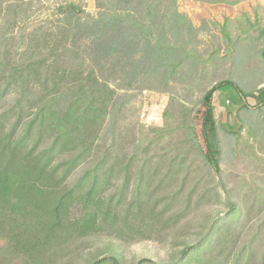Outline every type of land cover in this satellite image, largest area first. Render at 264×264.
<instances>
[{
  "label": "trees",
  "instance_id": "trees-1",
  "mask_svg": "<svg viewBox=\"0 0 264 264\" xmlns=\"http://www.w3.org/2000/svg\"><path fill=\"white\" fill-rule=\"evenodd\" d=\"M34 1L0 0V264H62L87 236L105 233L124 239L144 232V238H153L179 225L204 195L197 198V188L185 189L188 176L180 177L185 159L146 150L119 157L114 153L116 126L132 101L130 91L151 88L146 85L150 79L169 86L174 80L170 67L186 60L181 55H199L188 49V40L183 43L186 32L193 39L199 28L179 10L178 0H97L98 13L86 16L72 2L56 7V23L43 21L33 28L24 37V52L17 54L12 46L15 26L29 18ZM82 38L87 40L84 54L71 43ZM194 60L200 66L198 56ZM226 85L234 86L246 104L250 94L239 85L218 82L204 95L190 127L216 174L221 149L213 98ZM172 104L164 112L167 125L158 128L163 131L158 141L173 132ZM258 104L264 105V98ZM105 133H111L113 142L102 152ZM86 162L90 167L71 183ZM121 174L123 185L108 195ZM166 188L170 193L162 197ZM231 205L235 218L244 213ZM260 225L240 246L242 231L233 219L221 228L213 224L172 264H264V218ZM108 261L122 264L116 256L91 264Z\"/></svg>",
  "mask_w": 264,
  "mask_h": 264
},
{
  "label": "rangeland",
  "instance_id": "rangeland-1",
  "mask_svg": "<svg viewBox=\"0 0 264 264\" xmlns=\"http://www.w3.org/2000/svg\"><path fill=\"white\" fill-rule=\"evenodd\" d=\"M72 2L82 9L84 16L88 13L96 15L99 11L97 0H35L28 11L29 18L15 26L17 41L12 44L13 50H18L17 54L24 52L27 41L24 37L27 38L28 33L43 21L55 22L60 18L56 7ZM178 7L199 28L193 39L192 34L186 32L183 42L188 40V49L194 48V53L199 55H181V59L186 60L177 67H170L174 80L169 86L150 79L146 85L151 88L130 91L128 98L132 101L119 115L116 126L118 145L114 153L119 157H130L133 152L143 154L146 150L154 156L157 153L167 157L181 155L178 159L186 162L181 165L184 174L180 177L188 176L185 189L197 188L196 197L204 194L203 198L195 201L190 214L179 225L154 233L153 238H144V232L130 234L124 239L105 233L90 235L74 244L72 258L62 264H91L104 256H116L122 264H172L180 259L187 245L201 240L213 224L221 228L233 219L238 232L242 231L240 246L246 245L253 232L263 227L260 224L264 218V105L258 103L264 98V0H243L237 4L178 0ZM172 40L177 41L175 37ZM71 43L81 54L87 50L84 38L76 39L75 45L73 41ZM197 56L200 66L193 65ZM13 57L19 59L20 55ZM223 80L233 81L250 96L245 104L240 92L232 85H226L214 94L221 149L220 171L216 174L194 143L190 127L204 95ZM163 87L169 91H164ZM171 100L169 123L173 132L158 141L163 132L158 128L167 125L164 112ZM10 104L8 101L5 105ZM112 137L111 133L104 134L102 152L113 142ZM90 165L86 162L78 167L71 183ZM124 181V175H118L116 185L107 194L122 186ZM137 183L135 175L131 189L134 190ZM181 184L178 179L176 185ZM169 190L164 189L166 194L162 192V197L167 196ZM231 204L242 207L244 213L235 218L236 210ZM227 215L228 220H220Z\"/></svg>",
  "mask_w": 264,
  "mask_h": 264
},
{
  "label": "built area",
  "instance_id": "built-area-1",
  "mask_svg": "<svg viewBox=\"0 0 264 264\" xmlns=\"http://www.w3.org/2000/svg\"><path fill=\"white\" fill-rule=\"evenodd\" d=\"M227 102H228V103L230 102L229 99L227 100Z\"/></svg>",
  "mask_w": 264,
  "mask_h": 264
}]
</instances>
